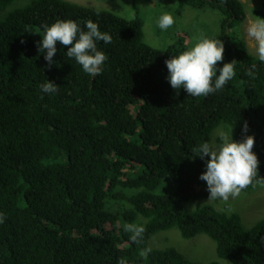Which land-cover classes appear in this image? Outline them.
Returning a JSON list of instances; mask_svg holds the SVG:
<instances>
[{"label": "trees", "instance_id": "1", "mask_svg": "<svg viewBox=\"0 0 264 264\" xmlns=\"http://www.w3.org/2000/svg\"><path fill=\"white\" fill-rule=\"evenodd\" d=\"M12 1L0 0V213L7 217L0 264H117L121 257L129 264H202L172 247L139 256L154 233L171 227L184 238L207 234L232 264H264V218L246 227L238 212L184 205L210 195L200 179L210 157L192 149L219 127L235 142L254 136L264 178V64L236 36L244 4L176 0L177 10L222 14L217 75L237 62L221 90L192 97L172 88L165 63L188 50L186 35L161 49L145 41L139 13L126 17L70 0H31L5 12ZM253 14L264 15V6ZM69 19L85 31L91 19L112 36L110 44L97 42L108 57L100 74H86L59 42L48 67L37 46L42 26ZM254 62L251 79L245 73ZM47 80L57 93L40 90ZM126 223L145 227L141 245L130 241Z\"/></svg>", "mask_w": 264, "mask_h": 264}, {"label": "clouds", "instance_id": "2", "mask_svg": "<svg viewBox=\"0 0 264 264\" xmlns=\"http://www.w3.org/2000/svg\"><path fill=\"white\" fill-rule=\"evenodd\" d=\"M98 15V13H97ZM161 30H167L175 24L171 13L165 12L158 20ZM86 31L73 20H57L51 26L44 24L42 43L37 46L40 52L46 53L44 59L51 67L54 63L53 57L57 53V43L70 46L66 53L67 58H74L82 66L83 71L91 76H96L103 71V65L108 57L103 51L97 49V42L105 44L112 42V36L99 29L98 23L91 19L85 23ZM249 39L254 41L256 59L264 64V18L257 17L251 21L246 29ZM225 47L217 38H198L197 42L183 51L178 56L167 60L166 66L169 70L168 80L173 89L178 91L183 88L189 96L202 97L221 90L235 75L236 61L223 65L217 75V65L224 59ZM257 64L252 63L246 70V75L256 78ZM215 77V80H214ZM40 90L45 94L58 92V85L47 80L42 83ZM244 131H247L245 123ZM221 143L204 142L192 151L195 156L206 162V171L200 176L202 181L207 182L210 193L208 201L222 200L225 203L230 198H237L240 193L249 186H264V178L258 174L260 161L253 152L255 138L247 136L242 142H235L231 138L220 133ZM7 219L4 213H0V224ZM124 231L129 239L137 246L141 245L146 231L141 224L126 223ZM150 247L139 250V256L147 258L151 253ZM117 264H129L124 257L118 259Z\"/></svg>", "mask_w": 264, "mask_h": 264}, {"label": "rangeland", "instance_id": "3", "mask_svg": "<svg viewBox=\"0 0 264 264\" xmlns=\"http://www.w3.org/2000/svg\"><path fill=\"white\" fill-rule=\"evenodd\" d=\"M79 4L105 8L131 17L139 13L143 18L144 39L149 44L164 49L174 43L178 35H186L188 49L194 46L198 38L220 39V23L222 14L211 7L196 9L185 6L177 10L176 0H70ZM244 4L246 17L235 27L238 38H242L248 46L249 53L255 55L254 41L246 34L248 24L257 17L253 14L255 8H262L264 0H240ZM31 0H13L6 6L5 12L24 6ZM165 12L171 13L175 24L167 30H161L158 20ZM187 32V33H186ZM220 133L231 138V132L226 127L217 128L212 134L210 143L217 146ZM251 192L242 191L240 195L228 202L222 200L208 201L209 197L199 198L184 205L189 210H194L202 205H212L219 210H232L241 214L246 227H251L257 221L264 218V186L256 185ZM150 248L166 249L176 248L187 258L196 262L207 264L217 260L221 264H232L228 259L221 258L217 254L216 243L205 233H199L191 238H184L177 227L161 230L154 233L148 241Z\"/></svg>", "mask_w": 264, "mask_h": 264}]
</instances>
